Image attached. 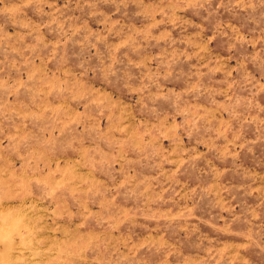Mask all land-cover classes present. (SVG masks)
I'll list each match as a JSON object with an SVG mask.
<instances>
[{"label":"rangeland","instance_id":"rangeland-1","mask_svg":"<svg viewBox=\"0 0 264 264\" xmlns=\"http://www.w3.org/2000/svg\"><path fill=\"white\" fill-rule=\"evenodd\" d=\"M0 264H264V0H0Z\"/></svg>","mask_w":264,"mask_h":264},{"label":"bare ground","instance_id":"bare-ground-1","mask_svg":"<svg viewBox=\"0 0 264 264\" xmlns=\"http://www.w3.org/2000/svg\"><path fill=\"white\" fill-rule=\"evenodd\" d=\"M33 206H34V204H33ZM10 209V208H9ZM29 247V246H28Z\"/></svg>","mask_w":264,"mask_h":264}]
</instances>
